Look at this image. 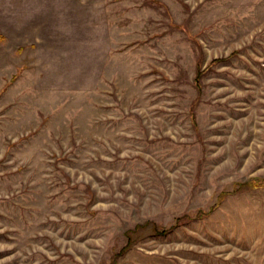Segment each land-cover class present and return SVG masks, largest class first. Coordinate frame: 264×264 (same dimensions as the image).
Segmentation results:
<instances>
[{"label":"rangeland","instance_id":"rangeland-1","mask_svg":"<svg viewBox=\"0 0 264 264\" xmlns=\"http://www.w3.org/2000/svg\"><path fill=\"white\" fill-rule=\"evenodd\" d=\"M0 264H264V0H0Z\"/></svg>","mask_w":264,"mask_h":264},{"label":"trees","instance_id":"trees-1","mask_svg":"<svg viewBox=\"0 0 264 264\" xmlns=\"http://www.w3.org/2000/svg\"><path fill=\"white\" fill-rule=\"evenodd\" d=\"M215 62H219V61H215ZM204 72L205 71H200V70L198 71L197 78H196L198 83L200 82V78L204 75ZM164 232H166V231H164Z\"/></svg>","mask_w":264,"mask_h":264}]
</instances>
